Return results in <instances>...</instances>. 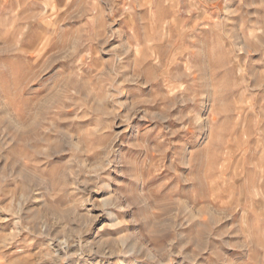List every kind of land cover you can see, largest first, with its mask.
<instances>
[{
  "label": "rangeland",
  "instance_id": "obj_1",
  "mask_svg": "<svg viewBox=\"0 0 264 264\" xmlns=\"http://www.w3.org/2000/svg\"><path fill=\"white\" fill-rule=\"evenodd\" d=\"M0 264H264V0H0Z\"/></svg>",
  "mask_w": 264,
  "mask_h": 264
}]
</instances>
